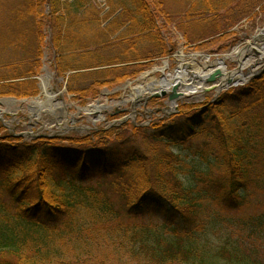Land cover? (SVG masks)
I'll return each mask as SVG.
<instances>
[{"label":"trees","instance_id":"1","mask_svg":"<svg viewBox=\"0 0 264 264\" xmlns=\"http://www.w3.org/2000/svg\"><path fill=\"white\" fill-rule=\"evenodd\" d=\"M109 1L120 2V14L106 34L89 0H0V49L20 53L0 62V71L10 72L0 77V98L39 94L46 28L61 74L112 67L71 78L78 87L69 90L97 97L142 72L144 65L121 66L147 59L138 50L157 59L170 54L160 20L175 24L190 44L204 36L216 43L234 35L225 33L258 5L264 13V0H184L174 14L167 0ZM201 21L211 25L205 34L189 31ZM89 48L97 63L86 69L63 63L66 53ZM133 55L144 57L128 60ZM59 137H0V264H264V212L240 236L224 239L225 246L197 242L206 204L241 210L256 206L264 191V74L149 126L125 123L92 136ZM185 152L205 165L194 169L191 184L182 179L193 172ZM106 183L116 198L102 190ZM247 232L255 239L244 238Z\"/></svg>","mask_w":264,"mask_h":264},{"label":"rangeland","instance_id":"2","mask_svg":"<svg viewBox=\"0 0 264 264\" xmlns=\"http://www.w3.org/2000/svg\"><path fill=\"white\" fill-rule=\"evenodd\" d=\"M90 3H92L94 7V12L98 13L100 17H108L111 15H115L116 11L118 10L119 3L120 2H114L109 0H89ZM184 0H167L166 2V10H168L170 13L174 14V9H176L180 4L182 5ZM114 5H112V4ZM116 3V4H115ZM255 5V4H252ZM250 5V6H252ZM259 7L251 13L247 18L239 21L235 27H233L230 30H227L225 35L228 34L231 35L234 33V35H231V37H227V39L221 41V42H212L215 39L213 38H205L201 43H195V45L190 44L189 41L186 39V36L183 32L179 31L177 29V26L175 24H171L169 20L162 19L159 23L160 32L162 33V37L164 38L165 42L168 43L169 49L171 50V54L157 59L153 58L155 56L149 57V55L146 53V50L141 49L138 50V54L142 55V53H145L144 56L147 57V59L143 60L144 69L142 72L137 74L132 79H127L121 84L117 86H111V88H105L102 89L103 91H100V94L97 97H93L89 94H80L79 96L72 92V90H69V87L77 88V84H73L71 82V77L73 76L72 69H69L66 74H61L59 69H56L58 67L57 60H55V53L54 49L52 47L51 41H52V31L50 29H45V41H44V56L46 55L44 59V65L42 67L43 72L41 76H48L46 79L49 80V89L50 92L55 95V100H49L46 99L45 92L40 89V93L36 96L41 98L43 101L47 103H58L59 101H64L65 104L68 105L66 111L68 112V116H64V111L58 110V113H52L46 110L37 109L33 112L29 109L28 105H30L31 101H36V97L33 98H25L27 99L26 103H18L15 105H12L11 107H8L6 105L0 106V109L2 111V117L0 120V128L2 127L4 130L0 129V137H4L6 135H11L14 138H16L19 134H29L25 141H32L35 140L34 137H41V136H49V135H61L59 138L64 139H77L81 137H87L92 136L96 132L91 130H75L76 128H79L81 126L86 127H93L92 123L88 121L87 116L83 111H78L77 108H85L90 106L91 104L97 105L96 101H100L101 105L113 107L112 111L104 110L102 112L103 114V121L99 122L97 121L94 125V128L102 130V129H108L110 128L109 125L113 123V121L116 120H123L125 115L130 114L132 118L136 119L137 124L146 125L150 122H155L158 120H162L166 116L173 115L177 112L178 109L169 111L168 114L163 113H155V115H151L148 117V114L146 113L145 108L143 107L144 101L143 99L140 100L138 103L139 105L136 106V108L133 110V113L131 114L132 108L130 107L131 104L137 102V98L135 97L136 94H134L133 89L140 87L139 85H150L157 82H160L162 79H164V76L170 75L169 81L173 83L172 78L175 76V72L177 71V68L179 67V52H183L184 55H186V61H190V56H193L197 54L199 57L197 59V63L194 64L193 62H189L191 66V72L192 73H202V76L207 75L209 73V69H212V65L214 66L217 63V60L224 59L229 54H232L234 49H242L246 50L248 49V52H246L245 60L250 61L254 63L256 58L262 57V51H264V32L262 35H260L261 31H264V13H262V5H258ZM152 9H154V6H152ZM107 10V12H106ZM48 13V10H47ZM116 16V15H115ZM115 16H112L115 17ZM104 26V25H103ZM102 26V27H103ZM209 24H207V21H201V22H194L189 27V31H193V33L197 35L205 34L209 30ZM188 30V29H187ZM91 33H88L89 35ZM192 34V32H191ZM78 36H75L76 38ZM257 40H256V38ZM117 38V36H116ZM216 38V37H214ZM110 39V38H109ZM108 39V40H109ZM111 39H115V37H111ZM101 42H106V39L101 40ZM139 43V42H138ZM147 42H144V45H146ZM203 46H200V45ZM141 45V43H139ZM201 48H200V47ZM146 47V46H143ZM148 47V46H147ZM146 47V48H147ZM150 48V47H148ZM262 49V50H261ZM94 50L89 48V50L86 52L84 51H77L76 53H66V56L63 59V63L68 64L72 68L78 69V68H84L86 69L88 66L93 65L97 63L98 58L94 56ZM122 50V49H121ZM119 53L120 51L117 50ZM154 51L156 49L154 48ZM257 53H259L260 57L257 56ZM155 53V52H154ZM105 54V53H103ZM109 57L114 56V52L105 54ZM155 55V54H153ZM144 56H140L138 58L142 59ZM20 57L19 52H15L13 49L9 51L8 54H5L3 50L0 49V62L2 60H9L13 61L14 59H18ZM210 57V58H208ZM135 55L131 57L133 59H138ZM206 58L209 60L207 61ZM257 58V59H258ZM127 58H124L125 60ZM122 60V59H121ZM206 60V61H205ZM237 60V59H236ZM165 62L169 63L168 69L166 71L161 72L159 69L164 68ZM208 62V63H207ZM245 62V61H243ZM227 71H234L238 68L237 62H235V59H228L225 60ZM250 64V63H249ZM209 65L207 68L206 66ZM117 68V66H113V68ZM15 68H17L15 66ZM68 68V67H67ZM98 69H90L89 71H83L81 73H89V72H97ZM48 72V73H47ZM10 72H6L3 70V72L0 71V77H2L3 74H8ZM16 72L13 71L12 75ZM47 73V74H46ZM173 76V77H172ZM51 77V78H50ZM172 77V78H171ZM70 79V82L68 80ZM129 83L131 85L129 86ZM82 84V83H81ZM84 87L88 88L90 83L84 82L82 84ZM124 86H127L128 88H125ZM146 87V86H145ZM208 87V86H207ZM238 88H231L230 90H236ZM106 90V91H105ZM228 91V92H229ZM61 93V95H60ZM147 91H143L142 97L146 96ZM202 97L197 99L192 98H186V99H180L177 101V106L180 108L182 106H187V104L192 105H204L206 102L211 101L213 98H215V93L209 91L208 93L204 92L201 93ZM23 101L24 99H19ZM122 100H127L131 103H128L127 105H124L123 107H118L119 102ZM134 101V102H133ZM162 101L159 102H149L147 104V107L150 110H155L157 107L156 105L161 104ZM66 105V106H67ZM16 109H15V108ZM11 109V110H10ZM123 110H128L127 113H123ZM15 111V112H14ZM136 111V113H134ZM60 113V114H59ZM123 113V114H122ZM79 114L76 117H73L74 115ZM58 117V118H57ZM59 123L61 127L64 129H59L55 124H52V121H55ZM74 128V129H72ZM80 129V128H79ZM111 129V128H110ZM33 135L34 137H31L30 135ZM19 137V136H17ZM66 145L68 143L64 142ZM70 145V144H69ZM184 158L187 159L186 161L190 165V171L192 174L188 176L187 178H182L183 181H186L188 184H191L195 178V171L194 169H198L202 166V162L199 159L193 158L190 154L188 155L187 152L184 153ZM205 166V165H204ZM202 166V168H204ZM92 186H98L96 182L91 184ZM102 190L106 192L108 195H111L112 197L116 198L117 195L114 193V190L111 185L106 184H100ZM258 200L256 201V206H247L244 209L241 210H235V211H229V210H218L216 208L211 207L209 204L205 205V216H204V223L206 226L204 227V230H200L197 232L198 238L197 242L201 244H208L215 247L219 246H225L224 239L228 238L231 235L240 236L239 232L245 228L246 222L254 216H257V214H260L264 212V191L261 192V194H258ZM258 205V206H257ZM243 228V229H242ZM237 234V235H236ZM249 236L251 239H255L253 236H250V233L247 232V235L244 233L243 237L247 238Z\"/></svg>","mask_w":264,"mask_h":264},{"label":"bare ground","instance_id":"3","mask_svg":"<svg viewBox=\"0 0 264 264\" xmlns=\"http://www.w3.org/2000/svg\"><path fill=\"white\" fill-rule=\"evenodd\" d=\"M262 50V49H261ZM263 55L262 57H264V51L261 52ZM244 51L243 50H236L233 54H229L228 56H226L224 59H219L217 60V63L213 66L212 65V69H209L211 70L212 72L215 71V70H220L221 72H224V78L222 79L221 81V88H227L229 87V80H233L234 83H240V82H246V78H245V75L246 74V71H243V72H239V73H233V74H230L227 72V66H226V63H225V60H228V59H237L238 60H241L243 55H244ZM179 56V68L177 69V71L175 72V76L172 78V81L173 83H179L181 85V91L184 92L186 95L189 94L188 97H194V99H197L199 98V93H200V90L198 89V86L201 85V84H194L191 85L190 82L192 81L190 78H192L194 75H197V76H202V73H192L190 71V63L189 62H193L194 64L197 63V59H198V55H195V56H190V61H186V55H184V53L180 52L178 54ZM206 60L208 61L209 59L206 58ZM205 60V61H206ZM242 61V60H241ZM208 63V62H207ZM165 66L164 68H161L159 69V71L163 72L166 71L168 69V66H169V63L168 62H165L164 63ZM209 65L206 66V68L208 67ZM189 67V68H188ZM243 68H247L248 67V64L247 63H244V65L242 66ZM210 72V71H209ZM253 73L255 72H252L250 73V75H253ZM49 77L46 76V78ZM169 77L170 75H167L166 78H164L163 81L161 82H157V85H166L167 87H170L171 85H174V84H170L169 82ZM42 79L43 80V84H42V90L45 92L46 94V98L47 99H51L52 98V94L50 92L49 89V80L48 79ZM51 78V77H50ZM235 80V81H234ZM140 87H137L136 89L133 90L134 94H136V96H141L143 94V91H151L155 89V87H157L155 85L154 88L151 87V85H139ZM146 86V87H145ZM158 90V88H157ZM135 96V97H136ZM9 107H11L13 104H10V103H7ZM30 106V110L31 112L37 110V109H43V110H46V111H49V112H52V113H58L57 111L58 110H62L64 111V104L58 102L56 104L50 102L47 103L45 101H43L41 98H38L36 101H32V103L29 105ZM15 108V107H14ZM16 109V108H15ZM102 109V105L101 106H91L90 108H88L87 110H85V112H87L88 114H91V113H96V111H101ZM11 110V109H10ZM103 111V110H102ZM60 114V113H59ZM101 118V115L99 116V119Z\"/></svg>","mask_w":264,"mask_h":264},{"label":"water","instance_id":"4","mask_svg":"<svg viewBox=\"0 0 264 264\" xmlns=\"http://www.w3.org/2000/svg\"><path fill=\"white\" fill-rule=\"evenodd\" d=\"M256 54L258 55V53L256 52ZM223 76V73L218 69L217 71H216V73L215 74H212V75H210L209 77L207 76V78H205L204 79V82H208V83H214L218 78H220V77H222ZM232 86H234L233 85V82H232V80H229L228 81ZM235 86H237V85H235ZM178 89H179V85H178V83H175L174 84V86L172 87V93H170L169 94V101L171 102V103H173V104H175L176 103V100H178V99H180V98H182L184 95H182L181 93H178L177 91H178ZM209 90V89H208ZM208 90H206V91H208ZM168 93H167V91H164V90H161L160 91V94H154L153 96H151L152 97V99H154V98H165L166 97V95H167ZM4 101H7V102H12V103H15V102H18L16 99L14 100V99H5ZM4 101H2V100H0V104H4L3 102ZM148 101V100H147ZM0 120H1V118H0ZM24 137H27V136H29V134H27V135H23ZM43 137H47V136H43ZM49 138V137H48Z\"/></svg>","mask_w":264,"mask_h":264},{"label":"flooded vegetation","instance_id":"5","mask_svg":"<svg viewBox=\"0 0 264 264\" xmlns=\"http://www.w3.org/2000/svg\"><path fill=\"white\" fill-rule=\"evenodd\" d=\"M156 107H157V108H156L157 110H163V109L166 107V103L163 102L162 105H159V104H158V105H156Z\"/></svg>","mask_w":264,"mask_h":264}]
</instances>
